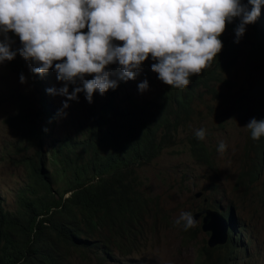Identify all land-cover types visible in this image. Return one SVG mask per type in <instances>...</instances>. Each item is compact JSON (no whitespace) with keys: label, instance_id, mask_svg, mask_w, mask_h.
I'll list each match as a JSON object with an SVG mask.
<instances>
[{"label":"trees","instance_id":"1","mask_svg":"<svg viewBox=\"0 0 264 264\" xmlns=\"http://www.w3.org/2000/svg\"><path fill=\"white\" fill-rule=\"evenodd\" d=\"M239 23L240 19L234 18L227 24L219 37L222 50L210 67L192 77L188 87L177 89L164 84L149 103L138 104L130 98L122 103L116 100L118 80V86L102 102L92 97L90 108L85 111L87 122L50 145L49 150L44 146L48 129L54 127L56 119L48 98L41 95L36 122L32 121V109L25 102L20 103L18 113L6 121L13 129H22L24 146L18 145L15 154H20L17 164L26 179L16 192L13 212L3 208L0 197V264H69L74 255L102 263L112 260L114 252L129 256L144 250L148 232H152V227L147 229L145 217L154 216L155 225L161 209L140 191L137 168L156 158L180 124H190L193 105L201 99L202 91L218 97L213 86H228L224 72L233 68L240 56L246 58L257 76L256 87L263 88L264 4L255 23L245 26L251 40L248 49L234 42ZM23 61L15 57L9 61L10 67L22 72L31 62ZM114 73V79H118L119 72ZM34 79L42 86V76ZM253 98L241 96L233 104L242 106L247 100L249 109ZM260 107L264 109V98ZM250 142L253 158L250 165L244 161L235 185L243 190L264 175V137ZM188 146L197 163H210L204 140L193 137ZM211 210L227 220L228 239L224 246L213 249L204 242L194 264H255L248 241L236 235L244 223L239 225L231 210L223 211L218 205Z\"/></svg>","mask_w":264,"mask_h":264},{"label":"rangeland","instance_id":"2","mask_svg":"<svg viewBox=\"0 0 264 264\" xmlns=\"http://www.w3.org/2000/svg\"><path fill=\"white\" fill-rule=\"evenodd\" d=\"M81 31H88L87 26ZM7 36L12 41V50L22 47L17 35L11 32ZM238 42L244 49L251 46L246 33ZM15 57L22 58L20 55ZM152 63L155 61L149 54V59L143 62L135 79L119 80L117 101L124 103L130 98L138 104H145L155 100L164 83L151 71ZM35 66L30 62L22 72H16L10 67L9 61L0 65V197L3 208L10 212L16 208L15 195L23 187L26 178L24 170L17 164L20 154H15L18 145L24 146L22 129H13L8 125L7 118L16 115L20 103L25 102L32 109V121L36 122L35 114L40 108L38 102L44 94L56 119L54 127L48 129L44 146L49 150L50 145L75 133L78 126L87 122L85 111L90 108L82 91L77 94V100L68 101L69 107L63 109L62 102L66 98L50 94L47 89L58 90L64 82L58 81L56 72L49 69L42 76V86H39L34 79L37 75L31 71ZM107 67L113 73L120 72L118 64ZM250 69L251 65L246 58L240 56L237 64L224 72L228 86H213L219 93L218 97L213 98L202 91L199 94L201 99L193 105L194 115L190 124H180L156 158L137 168L140 191L145 197L156 201L161 209L155 225L152 222L154 216L145 217L147 229L152 227V232H148V244L143 247L144 250L129 256L114 252L112 260L102 263L95 262V259L83 260L74 255L69 264H194L197 250L204 242L208 247L210 238V234L201 229L203 215L195 219L196 225L187 231L184 230L183 223L176 225L175 221L181 212H190L194 217L204 208L211 210L216 205L223 211L231 210L239 225L244 223L236 235L240 234L248 241V250L254 254L253 262L264 264V175L248 189L235 186L244 161L250 165L253 158L248 147L251 144L250 132L245 126L252 118L257 119V116L264 119V109L260 107L261 99L264 98V85L261 89L256 87L255 81L258 78ZM21 74L26 78L23 84L19 81ZM114 76L110 78L114 79ZM91 78V75L85 76V79ZM144 80L148 81V88L141 92L138 84ZM76 86L82 87L80 81L75 85H68L69 93ZM110 90L103 95L94 91L92 97L95 96L96 100L102 102ZM250 95L254 96L251 108L248 109L250 105L247 100L242 106L233 104L241 96ZM42 123L44 119L41 116ZM199 128H204L207 132L204 144L210 151L208 165L197 163L188 146V140L195 137L194 133ZM221 141L227 145L223 153L217 150Z\"/></svg>","mask_w":264,"mask_h":264},{"label":"clouds","instance_id":"3","mask_svg":"<svg viewBox=\"0 0 264 264\" xmlns=\"http://www.w3.org/2000/svg\"><path fill=\"white\" fill-rule=\"evenodd\" d=\"M262 4L264 0H0V65L18 52L36 65L31 68L36 75L53 69L64 84L47 92L66 98L63 109L82 91L91 103L94 91L103 95L118 80L135 79L149 54L157 78L170 88L184 89L222 50L219 37L227 24L240 19L238 42L245 26L259 17ZM86 26L88 31H81ZM9 32L22 45L15 51ZM111 64L120 68L118 79L110 78L115 75L107 67ZM19 81L26 82L23 74ZM77 81L82 87L69 93L68 85ZM147 88V80L138 84L141 92ZM245 127L252 140L264 137V119L252 118ZM206 134L204 128L194 133L198 140ZM226 148L221 141L217 150ZM181 223L187 231L197 222L190 212H181L175 224Z\"/></svg>","mask_w":264,"mask_h":264},{"label":"water","instance_id":"4","mask_svg":"<svg viewBox=\"0 0 264 264\" xmlns=\"http://www.w3.org/2000/svg\"><path fill=\"white\" fill-rule=\"evenodd\" d=\"M201 215H203L201 229L203 232H208L210 234L208 247L225 244L228 239L227 220L217 211L209 209L200 211L193 218L197 219Z\"/></svg>","mask_w":264,"mask_h":264},{"label":"bare ground","instance_id":"5","mask_svg":"<svg viewBox=\"0 0 264 264\" xmlns=\"http://www.w3.org/2000/svg\"><path fill=\"white\" fill-rule=\"evenodd\" d=\"M221 246V245H220ZM224 246V245H223ZM209 249V248H208Z\"/></svg>","mask_w":264,"mask_h":264}]
</instances>
